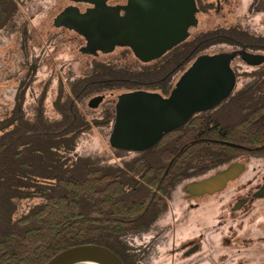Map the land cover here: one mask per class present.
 Segmentation results:
<instances>
[{
  "label": "trees",
  "instance_id": "1",
  "mask_svg": "<svg viewBox=\"0 0 264 264\" xmlns=\"http://www.w3.org/2000/svg\"><path fill=\"white\" fill-rule=\"evenodd\" d=\"M0 7L1 30L19 5L0 0ZM104 85L74 82L65 99L55 101L61 117L51 119L43 96L27 113L23 81L14 106L0 117V264H45L85 242L111 247L126 264H150L146 252L154 247L144 231L196 159L243 151L231 142L262 146L253 151L264 153V83L235 90L218 109L193 116L129 159L106 162L79 153V137L92 121L75 98ZM125 153L116 151L118 157Z\"/></svg>",
  "mask_w": 264,
  "mask_h": 264
},
{
  "label": "flooded vegetation",
  "instance_id": "2",
  "mask_svg": "<svg viewBox=\"0 0 264 264\" xmlns=\"http://www.w3.org/2000/svg\"><path fill=\"white\" fill-rule=\"evenodd\" d=\"M15 1L19 6L27 2V0ZM105 1L106 4L115 6L127 5L132 0ZM194 1L199 8V13L211 11V7L214 8V6H216V8H214L216 12L220 13L223 2L226 4L229 0ZM31 3L36 7V10L39 8L41 10L46 7L47 9L45 8V10L50 12V15L52 16V26L63 30H69L81 37L83 43L79 46V51L83 54L94 57L90 65L91 67L87 72L75 78L73 77L69 81L70 88L74 82L81 80L88 83H105L104 86L94 89L92 93L80 98H75L77 101L76 103H78L80 107V112L87 117V120L92 121V126L83 132L90 130L94 125H101L108 126V132L111 134L114 130L117 116V102L119 100V95L123 92L145 90L159 93L164 97H169L181 76L189 68H191L198 57L203 54L214 55L223 52H234V56L231 59V67L236 73V83L232 92L238 89H244L245 86L249 84H255L258 87L260 83H264V40H261V38H264L263 30L250 28L239 23H232L217 25L215 27L198 30L196 32L194 29L199 27L201 22L199 20L197 26L191 30V33L185 39L168 49L160 56L144 60L135 54L130 45H117L109 52H85L83 48L85 47L87 41L82 33L64 24H55V18L68 6L73 5L79 8L81 12H86L95 6V2L90 0H32ZM248 4V10L252 11V13H264V0H249ZM221 44L226 45V47H223ZM118 48L124 50L120 56L101 58L100 55L111 54ZM244 53L251 55L250 59L248 58L249 56H245ZM250 68L252 70H248ZM150 73H155L156 75L153 74L155 77H150ZM242 74L247 76L245 80H242ZM240 82H242V84L238 88ZM65 83L64 79L61 78L60 91L53 101L54 109L58 112V116L54 118L61 117V112L56 108L55 101L58 97L65 99L70 90L69 87H65ZM260 88L261 86H259V89ZM116 91H118V93H116ZM108 92L110 94H115V96L107 98ZM232 92L215 106L209 109L194 112L190 118L208 111L210 112L213 109H218L221 104L228 99ZM46 94V90H43V92L38 96V99L43 96V99L45 100ZM99 95H102L101 99L95 106H91L90 100ZM87 97H89L88 102H86L88 99ZM38 99L36 104L38 103ZM99 107H101L100 115H96L93 119H90L88 109L93 112ZM51 119L53 118L51 117ZM181 126H178L177 128ZM215 140L230 143L225 140ZM237 144H239L238 147L242 148L243 151H240L234 157H218L216 159H203L201 157L196 159L194 161V166L190 169V173L187 176L178 179V182L171 189L164 208L161 210L158 218L144 231V235H148L149 233L150 236V233L158 230V228H161L162 236L164 237L166 235L165 231L167 232L171 227L173 229H177V226H180L182 229L188 227L189 221L187 220V217H190L189 215H191L192 208H200L204 213L202 216L206 217V215L209 214L207 209L212 208V205H215L214 208H217L221 213V218L217 220L216 224L221 225L226 221L225 219H227V221L229 219L235 220L237 218L236 216L239 215L238 213L243 210L249 211L251 208H261V206H264V204H261V202H264V172L263 174L261 173L264 171V162L262 161L264 160V153H256L253 151L262 146H245L240 143ZM113 148L118 150V148ZM123 151L134 154L142 152L136 150ZM251 159H254V162H251ZM257 159L260 161L259 163L255 162ZM238 162L244 165L242 172L236 177L229 179L223 188L214 191V193L192 195L190 190L186 189V185L190 182L201 181L214 176L215 174L224 171L232 164ZM250 165H252V167ZM250 167L254 171L252 174L250 173ZM249 170L250 172H248ZM184 181L186 182L183 184ZM179 186H183V188L182 194L177 198L178 203L176 202V206L178 209H181V212L180 215H173V217H171L173 220H170L167 218L168 216H166V214L169 211L168 208L170 207V202L173 199L174 192L177 191ZM199 224V230L194 232L197 237L188 236L182 238L180 245L176 246L179 251L183 252L182 254L184 258L191 260L190 264L208 260V256H203V253L206 251H208V254L211 256V250L208 247L204 248V245L211 243L212 241V234L209 230L212 228V225L207 224L205 219L200 220ZM216 224H213V226H216ZM156 233H158V231ZM144 239L149 241L148 243L152 242L154 247L151 252H146L148 260L151 261L150 264H160L155 259L156 247L158 244L156 241V235H151L149 238L148 236H144Z\"/></svg>",
  "mask_w": 264,
  "mask_h": 264
},
{
  "label": "water",
  "instance_id": "3",
  "mask_svg": "<svg viewBox=\"0 0 264 264\" xmlns=\"http://www.w3.org/2000/svg\"><path fill=\"white\" fill-rule=\"evenodd\" d=\"M90 1L95 6L86 12L70 5L55 18V24L82 33L87 41L83 50L90 53L130 45L138 57L149 60L185 39L199 22V8L194 0H132L127 5L115 6L105 0ZM244 55L250 59L251 55ZM233 56L234 52L201 55L181 76L169 97L145 90L121 93L110 144L122 150L144 151L187 122L194 112L218 104L236 83V73L231 67ZM101 97H93L90 105L95 106ZM243 168L242 163H234L214 176L190 182L186 189L192 195L214 193ZM81 263L126 264L111 247L94 242L64 248L45 264Z\"/></svg>",
  "mask_w": 264,
  "mask_h": 264
},
{
  "label": "rangeland",
  "instance_id": "4",
  "mask_svg": "<svg viewBox=\"0 0 264 264\" xmlns=\"http://www.w3.org/2000/svg\"><path fill=\"white\" fill-rule=\"evenodd\" d=\"M248 1L229 0L226 4L223 2L220 13L214 9L216 6L211 7V11L199 13L201 22L194 31L232 23L264 31V13H252L248 10ZM31 2L32 0H27L20 5L13 18L0 30V117L5 116L14 106L17 91L23 81L28 82L24 100L27 113H34L38 96L46 90L44 111L50 118L57 117L58 112L54 109L53 101L61 88L60 79L63 78L65 87L70 88L69 81L87 72L94 59L93 56L79 51L78 48L83 43L81 37L69 30L53 27L52 16L45 10L46 7L36 10ZM123 51L118 48L111 54L100 56H120ZM241 78L245 80L247 76L242 74ZM241 84L242 82L238 88ZM114 96L115 94L109 92L107 94V98ZM87 98L86 102L89 100ZM100 111L101 107L93 112L88 109L90 119L100 115ZM109 135L108 126L94 125L80 135L76 150L83 154L100 155L106 162H121L134 155L126 152L118 157L117 150L110 145ZM255 162L260 161L257 159ZM250 173H254L252 168ZM182 188L183 186L178 187L170 202L166 214L170 220H173V215H180L181 209L177 208L176 202L182 194ZM214 206L207 209L209 214L206 217L202 216L204 213L200 208H192L190 217H187L189 226L183 229L180 226L177 229L171 227L165 231L164 237L161 228L150 233V236L149 233L144 235L148 238L156 235V261L160 264H190L191 260L184 258L183 252L176 246L180 245L182 238L196 236L194 232L199 230V221L205 219L207 224L212 225L209 229L212 241L204 245V248L211 250V256L206 251L203 256L206 255L209 259L195 264H264V206L243 210L235 220L225 219L221 225L216 224L221 213Z\"/></svg>",
  "mask_w": 264,
  "mask_h": 264
}]
</instances>
